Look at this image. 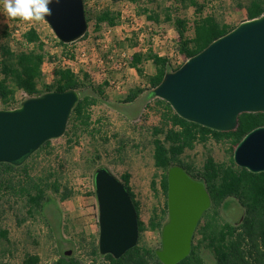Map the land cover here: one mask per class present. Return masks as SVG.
<instances>
[{
    "label": "rangeland",
    "instance_id": "374dc122",
    "mask_svg": "<svg viewBox=\"0 0 264 264\" xmlns=\"http://www.w3.org/2000/svg\"><path fill=\"white\" fill-rule=\"evenodd\" d=\"M197 1L204 4L203 14H213L229 25L247 20L245 9L239 7L247 0ZM4 3L5 0H0V44L4 42V31L20 38L24 30L34 28L49 55L42 65L47 84L53 82L55 68L68 66L77 75H80V70L86 72L95 85L103 81L108 85L101 100L89 109L91 125L87 130L77 131L74 136L67 125L68 133L48 140L23 162L30 176H46L55 172L60 184L72 188L74 196L60 201L58 195L47 189L46 195L53 202L44 213L30 217L24 202L2 192L0 230H6L7 235L6 238L0 236V264H22L27 253L39 255L40 264H49L66 251L84 263L89 261V242L92 238L98 240V207L93 193V175L100 166L106 167L119 179L122 173L130 174V184L139 202V217L145 224L141 236L147 244L159 248L160 236L147 224L153 210L160 212L164 204L163 195L150 188V181L154 178L158 181L160 171L153 165L149 129L159 124L161 109L155 99L147 98L146 78L130 68L127 62L132 53L151 48L167 57L173 66H180L185 57L177 51L175 29L170 23L156 24L146 20L127 0H85L86 9L92 15L106 7L119 11L120 23L115 27L102 24L96 30L94 20H91L86 37L62 47L44 19L24 21L9 18L4 11ZM160 3L168 6L172 2L160 0ZM150 6L155 8L154 3ZM176 6H179L177 14L188 20L187 35L191 36L194 8ZM143 70L147 76L153 74L155 68L148 61L143 64ZM135 87L144 89V92L128 103L126 96ZM25 98L24 93H17L19 102ZM228 148L227 142L210 139L204 145L196 144L193 150H186L182 158L201 165L205 154L210 153L216 161H228ZM89 162L92 168H88ZM53 179L51 177L50 180ZM239 209L240 205L231 199L229 210L219 209L220 221H237L242 213ZM206 260L211 262L213 259L207 255Z\"/></svg>",
    "mask_w": 264,
    "mask_h": 264
},
{
    "label": "trees",
    "instance_id": "16d2710c",
    "mask_svg": "<svg viewBox=\"0 0 264 264\" xmlns=\"http://www.w3.org/2000/svg\"><path fill=\"white\" fill-rule=\"evenodd\" d=\"M127 1L134 4L139 15H143L146 20L156 24L170 23L178 35L177 51L185 59L200 52L211 41L236 26L225 23L213 14H203L204 4L197 0H167L172 2L168 6H162L160 0ZM83 3L87 23L94 20L96 30H99L102 24L115 27L120 23L119 11L106 7L92 15L86 9L85 0ZM152 3L155 4V8L150 6ZM176 5L183 9L194 8L191 36L187 35L188 20L177 14L179 6L177 8ZM239 7L245 9L247 19H252L264 13V0H247L246 3L239 4ZM86 35L87 32L80 39ZM3 37L4 42L0 44V109L19 105L21 101L17 100L18 92L24 93L26 97H32L51 90L75 89L80 93V99L73 108L67 125L74 136L77 131L87 130L91 125L89 109L104 96V89L108 83L103 81L95 85L86 72L80 70V75H77L72 68L66 66L55 68L53 82L47 84L42 65L49 55L39 33L30 27L20 34V38H14L11 33L5 31ZM56 42L62 47L72 44L62 43L57 39ZM69 55L74 57L72 53ZM148 61L154 65L155 71L145 76L143 64ZM127 64L146 78L147 98L155 99L161 109L159 124L149 129L153 146V165L160 171L158 181L155 178L150 181V188L155 193L160 192L163 195L164 204L160 212L153 210L147 227L160 236L161 227L167 219L166 172L170 166L178 164L190 176L204 182L211 205L196 226L189 255L176 264H264V172H250L237 166L232 159L233 149L241 138L251 129L264 125V113L239 114L236 128L227 132L200 126L179 117L167 102L151 94L152 88L159 84L163 75L179 66H173L167 57L153 52L151 48L144 52L132 53ZM143 92L144 89L140 87L131 89L126 101L133 102ZM210 139L229 144L228 161H216L210 153L205 154L201 165L182 158L186 150H193L196 144L204 145ZM90 163L88 168H92ZM55 175V172H49L46 176H30L24 164L13 166L0 163V198L3 191L7 197H18L24 202L23 206L30 217L44 213L45 208L53 202L46 195L47 189L58 195L60 201L74 196L72 188L66 184L61 185ZM51 177L54 179L50 180ZM130 178L127 172L120 175V180L126 185L137 212L139 231L137 244L119 258H114L110 254L100 255L98 240L92 238L87 252L89 261L84 263L79 257L73 254L66 255L64 252L49 264H163L158 260L155 248L147 244L141 236L145 224L139 217V202L131 188ZM93 193L95 195L94 191ZM231 199L240 205L239 211L242 213L235 222L220 221L219 209L229 210ZM53 216L57 217L56 213H53ZM6 235V230H0L1 237L6 238ZM207 255L212 257L211 262L206 260ZM22 264H40V257L27 253Z\"/></svg>",
    "mask_w": 264,
    "mask_h": 264
},
{
    "label": "water",
    "instance_id": "95a60500",
    "mask_svg": "<svg viewBox=\"0 0 264 264\" xmlns=\"http://www.w3.org/2000/svg\"><path fill=\"white\" fill-rule=\"evenodd\" d=\"M49 7L52 15L44 20L58 41L69 44L85 35L83 0H60ZM151 94L179 117L215 131L234 130L241 113H264V13L239 22L166 72ZM79 99L75 89L51 90L0 109V163L20 166L45 142L61 137ZM232 159L250 172H264V125L241 138ZM93 182L99 254L119 258L137 244L136 208L124 182L106 167L95 169ZM166 182L167 219L155 254L163 264H176L189 255L193 233L211 199L204 182L178 164L168 168Z\"/></svg>",
    "mask_w": 264,
    "mask_h": 264
},
{
    "label": "clouds",
    "instance_id": "9594fccd",
    "mask_svg": "<svg viewBox=\"0 0 264 264\" xmlns=\"http://www.w3.org/2000/svg\"><path fill=\"white\" fill-rule=\"evenodd\" d=\"M59 2L60 0H5L4 11L9 18L41 21L52 15L49 5Z\"/></svg>",
    "mask_w": 264,
    "mask_h": 264
},
{
    "label": "crops",
    "instance_id": "0c3cea01",
    "mask_svg": "<svg viewBox=\"0 0 264 264\" xmlns=\"http://www.w3.org/2000/svg\"><path fill=\"white\" fill-rule=\"evenodd\" d=\"M161 55V54H160ZM131 185V184H130ZM131 188H132V186H131ZM132 190H133V188H132ZM134 192V191H133ZM135 194V193H134ZM135 196H136V194H135ZM137 200V199H136Z\"/></svg>",
    "mask_w": 264,
    "mask_h": 264
}]
</instances>
